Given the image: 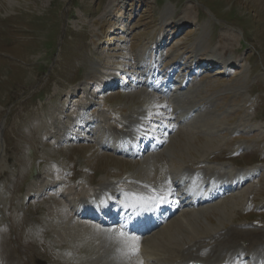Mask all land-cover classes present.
I'll return each instance as SVG.
<instances>
[{
	"label": "rangeland",
	"instance_id": "obj_1",
	"mask_svg": "<svg viewBox=\"0 0 264 264\" xmlns=\"http://www.w3.org/2000/svg\"><path fill=\"white\" fill-rule=\"evenodd\" d=\"M160 34L163 48L153 44ZM142 53L164 73L182 63L177 82L187 78L189 102L208 109L141 160L104 152L87 126L169 115L170 100L121 88L141 75ZM212 57L216 69L198 66ZM187 164L232 175L258 168L202 209L200 225L264 232V0H0V264H111L93 236L100 225L81 221L64 197L156 182L157 168ZM68 177L57 184L65 190L42 184Z\"/></svg>",
	"mask_w": 264,
	"mask_h": 264
},
{
	"label": "bare ground",
	"instance_id": "obj_2",
	"mask_svg": "<svg viewBox=\"0 0 264 264\" xmlns=\"http://www.w3.org/2000/svg\"><path fill=\"white\" fill-rule=\"evenodd\" d=\"M138 58V65L139 68L142 70L141 82L133 81L132 83L134 85H141L143 89L144 84H147L148 82L147 79L150 73L154 71L153 75H155L156 70H154L153 67H146L148 61L146 60L144 53L139 55ZM210 60L212 64L218 62V60L213 57L210 58ZM230 61L231 60H228L226 62ZM144 79H146V82H142ZM185 89L186 88H181L178 93L173 92V94H177L173 98L175 101L174 106L172 109H170V116L174 118L176 122L179 121V118L180 120H186V123L182 124V122H180V126L178 125L181 128H185L196 123L195 120H199L201 116H204V112H206V110L208 109L203 106H194L193 103L189 102V100H192V98L187 94V92L184 91ZM142 94L145 93L142 92ZM192 102H195L197 104V102L194 100H192ZM174 108H176V110H174ZM200 110H202L203 112ZM176 111L177 114L175 115ZM190 114L196 115L191 119ZM132 117L134 119L135 124H137L136 130L133 131L134 134H136L137 138H142V136L148 138V136L144 134L145 129L141 128V124H146L145 119L147 117L144 118L141 112H137L136 115L132 114L129 117V120L127 121L129 122L130 120H132ZM93 127L91 128L93 130V136L95 137L93 138L99 143L98 146L105 149V151L114 150L115 153H126L128 155L136 151V148H132L131 151H125L123 149L126 146V143L118 142L117 140H110V135L108 134V136H106L103 132L104 130L105 132H107V129L105 127L103 131L100 130L97 125ZM125 127L128 128L127 125H125ZM167 128H170L172 132L177 130L176 125H174L173 127L167 126ZM58 130L60 131L59 133L62 132L59 128ZM109 132L119 134V131L115 127H111L109 129ZM162 137L164 138L167 136L162 133ZM126 150H128V148ZM176 172H178V170L168 171L167 175H165V178L162 177V179H164L159 181L158 185L156 184V186H158L157 188H159L160 190H163L164 193L170 194L172 200L176 201V206H178V208L183 207V210L179 213L180 215L178 214L179 216L176 215V217L171 218L162 228L155 231L150 236H146L144 238L135 237L138 240V254H134L128 244L119 237V230L107 225L105 229H103L100 233L96 235L93 234L95 239H99V242H101V245L105 249L104 257L108 259L111 264H140L141 260L146 264H181L183 261H185V263L190 264L191 262H198L200 264H223L226 261V264H264V232L253 231L249 228H233L223 230H221V226L212 228V223L209 222L207 219H205L207 222L205 223V225H207L201 226V220L205 216H207V211H202V209H207V207H213L215 201L210 199L209 202H203V198H205L204 200H207V195H203V193H201L200 195H196V193L202 191L200 188L195 191L193 198L189 197L191 200L187 199V195L190 193L191 187L193 188L192 184H194V182L190 181V177L187 176H181V178L174 182V179H170L169 175L174 176ZM205 172L206 175H218L220 177L218 183L212 186L208 185L206 183V180L201 181L202 184L200 186H206L212 189V194H210L209 197L219 192L222 187H217L226 183L227 180L231 184L239 185L242 179L245 180V177L247 175L237 174L233 176H228L226 173L217 172L212 168H205ZM166 177H168L169 179ZM189 181L192 183L190 184V186L188 185ZM129 184L130 188H135L139 191H143L144 193H149V189L145 186V184L141 182H133ZM59 185L56 184L53 187L58 188ZM127 185L128 184H126V187H128ZM65 186L67 187V185L64 183V185L61 186L62 188H58V190H65ZM99 188L100 189H96L94 194H91L88 197L85 196L84 198L69 201L72 205L73 213L84 210L85 206L89 202L87 200V198L89 197L93 199V201L91 202H94L95 204H103L105 202L106 205H110V203H107L106 201H109L111 197H113L111 199L112 202L115 199V196H119L117 193H115V191H110L113 189L112 184L106 183L100 186ZM71 189H74L73 186H71ZM177 190H184L186 193H179L180 195L173 194V192ZM65 193H67V191ZM47 194L48 192L46 193V195ZM197 199L201 200V203L198 205V208L196 207V203H199ZM128 201L129 196L127 202ZM130 201L131 202L127 204L128 206H132L133 199L131 197ZM215 211L219 212V216L221 215V208L215 209ZM59 222L61 221L59 220ZM83 224L84 223H80V226H82ZM67 231H69V229H67Z\"/></svg>",
	"mask_w": 264,
	"mask_h": 264
},
{
	"label": "snow or ice",
	"instance_id": "obj_3",
	"mask_svg": "<svg viewBox=\"0 0 264 264\" xmlns=\"http://www.w3.org/2000/svg\"><path fill=\"white\" fill-rule=\"evenodd\" d=\"M118 235L123 241L128 244L134 254H138V240L135 237H128L124 231H120Z\"/></svg>",
	"mask_w": 264,
	"mask_h": 264
}]
</instances>
